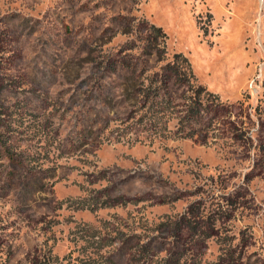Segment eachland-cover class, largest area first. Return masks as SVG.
I'll use <instances>...</instances> for the list:
<instances>
[{"label": "rangeland", "instance_id": "obj_1", "mask_svg": "<svg viewBox=\"0 0 264 264\" xmlns=\"http://www.w3.org/2000/svg\"><path fill=\"white\" fill-rule=\"evenodd\" d=\"M144 21L165 32L162 60ZM177 51L212 93L191 137L177 81L155 132L128 119L120 58L152 72ZM0 135V264H135L138 242L264 264V0H0ZM189 205L217 216L214 235H171Z\"/></svg>", "mask_w": 264, "mask_h": 264}, {"label": "trees", "instance_id": "obj_2", "mask_svg": "<svg viewBox=\"0 0 264 264\" xmlns=\"http://www.w3.org/2000/svg\"><path fill=\"white\" fill-rule=\"evenodd\" d=\"M143 24L145 25V28L149 30L148 34L145 36V39H147L146 45L148 46H146L147 48H145V51L149 53L153 50L156 53L157 60L164 59L166 52L165 32L159 25L154 23L144 21ZM120 60L133 72L128 78L126 94L129 99H136L135 101L137 103H135L137 108L131 111L128 115V119L136 118L139 123H144L142 125L143 127L145 124L153 126L152 129H155L154 127L156 125H159L158 127H160L159 123L160 121H163V114H160L161 116H159V113H162L164 108L171 103V98L168 93L169 83L171 81H177L178 83L187 86L186 89L188 94L184 96V103L181 104L183 108L179 110V113L176 114L175 117L178 120L179 127H181L180 130L183 131L181 132L182 137H191V130L185 131L184 127H191V123L199 118L202 106L205 104L203 99L204 95L211 96L212 93L209 92L204 85L196 81V77L191 69L187 56L182 52H173L170 59L164 60L159 68L152 72H147L144 68L136 72L135 68L131 66L132 64H130L129 60H124L122 58H120ZM117 62H119V59ZM209 102L210 101L207 103ZM219 104L220 102L215 103L216 106ZM169 119L170 117L164 118L165 122H163L166 123ZM152 131L155 132L156 129ZM106 198L107 199L103 200L101 204L115 205L123 202L122 200H119L118 197L111 196L109 193H106ZM122 199H124V203L129 201L125 198ZM89 207L95 206L90 205ZM201 213L202 210L198 205L195 207L189 205V207L184 210L176 220H166L170 223L169 227L174 225L170 230L171 235L181 238L182 233L185 231L189 234L193 243L214 235L213 230L215 228H213V223L217 219V216L213 217L210 222L205 223L200 217ZM209 217L211 218V216ZM79 237L81 238L82 235ZM92 237L95 242H98V246L100 247H104L107 243L105 238L101 235L92 234ZM134 253L136 255H134ZM182 254V250H171L166 253V255L157 257L150 242H138L135 250H133V259L137 261L135 264H187V259L184 258ZM90 255L93 264H96L104 254L94 250Z\"/></svg>", "mask_w": 264, "mask_h": 264}]
</instances>
